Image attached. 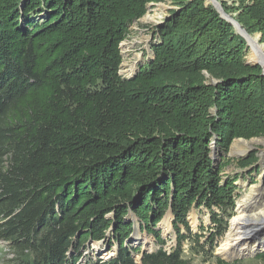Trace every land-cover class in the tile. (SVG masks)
<instances>
[{
    "label": "trees",
    "instance_id": "16d2710c",
    "mask_svg": "<svg viewBox=\"0 0 264 264\" xmlns=\"http://www.w3.org/2000/svg\"><path fill=\"white\" fill-rule=\"evenodd\" d=\"M157 1L0 0V239L11 264H191L193 208L225 231L214 208L231 217L236 179L215 151L264 135V75L205 0H174L151 55L120 74V43ZM218 1L264 44V0ZM169 210L166 251L157 227ZM135 223L160 245L139 263ZM93 242L116 254L87 257Z\"/></svg>",
    "mask_w": 264,
    "mask_h": 264
},
{
    "label": "rangeland",
    "instance_id": "374dc122",
    "mask_svg": "<svg viewBox=\"0 0 264 264\" xmlns=\"http://www.w3.org/2000/svg\"><path fill=\"white\" fill-rule=\"evenodd\" d=\"M151 3H152L151 5H149V3L147 4L145 14L149 11V8L153 10L155 9V6L159 3H162L167 6L166 15L168 14V10L175 6L174 0H160ZM226 13L235 20L237 19L236 12H226ZM140 19L141 18H139L130 25L129 32L126 38L120 43L122 62L120 65L121 67L119 72L124 76L126 74L123 72V70L127 68V63L133 61V56L135 53L142 52L144 54L143 56L144 60L147 57H149L148 56L149 54H147L146 52L147 50L143 46L142 42L141 43L136 42V45L130 44L133 40H136V38L137 39L140 38L139 34L141 33H143L144 35L149 33L151 34L152 30L154 29L155 26L154 24L143 23ZM240 26L244 28L241 24ZM248 34L251 35V37L257 35L256 33H248ZM240 36L246 41V39L242 35ZM260 45H262L264 49V44L260 43ZM247 47L248 49L245 55V60L247 62H250L249 56L251 50L248 44ZM256 138H264V135ZM236 140L237 139H234L232 141L228 152L224 153L219 150L215 151V158L217 163H223L225 161L228 162L225 164L222 170L223 178L236 179L235 208L233 209L230 218H228L225 213H222L217 208H214V211L219 214V217L222 221L227 220L225 231L221 235H217L215 233L217 226L211 223L210 213L207 211L206 208H193L189 212L187 216V221L192 233L197 234L198 239L195 240L193 237H191L190 239L184 241L182 245V249H183L182 254L183 257L187 259L191 264H217L218 260L225 261L229 264H264V250H257L250 255H243L233 259H228L225 256L222 248V243L225 234L229 228L230 220L236 214V203L238 198L241 197L243 194H245V192L248 191L249 187L254 183H258L264 193V186L262 185V181H263L262 170L264 166L263 141H258L257 143L254 144L252 148H248V149H245L242 145H240L238 149V151L240 152H238V155H231L230 153L231 147ZM251 156L256 157V161L254 163L247 165L246 167L240 165V160L242 159L248 160L250 159ZM157 229L161 231L163 238L166 240V243L163 245V249H165L166 251H170L176 243V236H175V232L172 229L171 220L169 224V229L166 232H164L159 225ZM129 240L130 241H128V243L131 247L139 248V251H141V253L138 252V253H134L133 255L135 261L138 263L140 262V258L143 252L145 253L152 252L160 247V245H158L155 242L152 236L140 230L137 223L134 224V232L131 234ZM85 253L87 257H93V258L100 257L103 260H107L116 254V247L115 245L111 247L110 244H107V242L104 243L93 242L90 243L89 249L85 251ZM261 254H263V256L260 257ZM12 257L13 256L11 254V249L9 245H7L6 242L0 239V264H11Z\"/></svg>",
    "mask_w": 264,
    "mask_h": 264
},
{
    "label": "bare ground",
    "instance_id": "6f19581e",
    "mask_svg": "<svg viewBox=\"0 0 264 264\" xmlns=\"http://www.w3.org/2000/svg\"><path fill=\"white\" fill-rule=\"evenodd\" d=\"M167 6L159 3L155 9L149 11L141 17L143 23L157 25L166 16ZM227 18H232L229 15ZM236 26V25H235ZM237 27V26H236ZM239 31L241 28L238 29ZM242 32V31H240ZM246 37L251 53L249 61L255 63L258 60V55L263 49L260 45L257 35L251 37L243 33ZM140 38L131 40L130 44L136 45V42H142L147 50L148 56L151 55L150 44L152 42V33L144 35L139 34ZM143 48V47H142ZM142 52L135 53L133 61L127 63V68L123 70L126 76H131L137 69L139 62L144 60ZM264 66V61H263ZM258 141H263L264 138H251L249 140H236L231 147V155H238V149L242 145L245 149L252 148ZM263 190L258 183L252 184L248 191L238 198L236 203V214L232 217L229 223V228L225 234L222 248L225 256L228 259H233L238 256L250 255L257 250H264V196ZM171 215L167 214L161 222V228L164 232L169 229Z\"/></svg>",
    "mask_w": 264,
    "mask_h": 264
},
{
    "label": "water",
    "instance_id": "95a60500",
    "mask_svg": "<svg viewBox=\"0 0 264 264\" xmlns=\"http://www.w3.org/2000/svg\"><path fill=\"white\" fill-rule=\"evenodd\" d=\"M207 3H210L215 9H216V11L219 13V15L223 18V19H225L226 21H228L233 27H234V29H235V32L236 33H239L240 35H242L245 39H246V37L244 36V34L243 33H245V34H247L248 35V33L246 32V30L244 29V28H242L241 26H240V24L238 23V21H236L234 18H227L226 16L228 15L225 11H224V9L222 8V3H221V1H218V0H205ZM152 3H149V5H151ZM237 27H236V26ZM239 28H241V30L240 31H242V32H240L238 29ZM258 34V40H259V38H260V33H257ZM263 61H264V49H262L261 50V52H260V54L258 55V60L254 63V64H257V65H259L260 67H261V70H262V74L264 75V66H263ZM253 138H256V137H253ZM237 140H241V139H243V138H236ZM244 140H246V139H244ZM262 185H263V183H262ZM167 214H169V215H171V210H169L168 211V213ZM166 214V215H167ZM165 218V217H164ZM163 218V219H164ZM162 219V220H163ZM162 220L159 222V226H160V228H161V222H162Z\"/></svg>",
    "mask_w": 264,
    "mask_h": 264
},
{
    "label": "built area",
    "instance_id": "2783aa9c",
    "mask_svg": "<svg viewBox=\"0 0 264 264\" xmlns=\"http://www.w3.org/2000/svg\"><path fill=\"white\" fill-rule=\"evenodd\" d=\"M121 67V66H120ZM119 71H120V69H119Z\"/></svg>",
    "mask_w": 264,
    "mask_h": 264
}]
</instances>
